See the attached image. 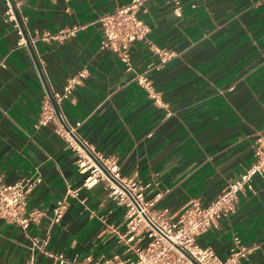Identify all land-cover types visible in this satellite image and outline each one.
<instances>
[{
  "label": "crops",
  "instance_id": "crops-1",
  "mask_svg": "<svg viewBox=\"0 0 264 264\" xmlns=\"http://www.w3.org/2000/svg\"><path fill=\"white\" fill-rule=\"evenodd\" d=\"M130 1L25 0L23 11L33 34L85 26L64 43H37L48 77L61 91L70 76L88 70L64 104L69 120L81 122V136L99 152L118 157L124 176L148 184V199L161 193L157 207L176 218L195 198L208 205L255 161L254 145L264 134V3L179 0V17L173 0H148L141 17L150 39L176 54L148 72L160 106L135 80L158 62L145 44L131 45L132 70L100 47L96 21ZM5 10L0 0V174L9 184L38 179L27 211L42 216L27 230L0 220V264H56L32 246L33 237L48 236V251L69 258L128 257L120 240L124 211L103 184L70 197L55 222L57 203L85 176L54 124L39 125L45 87ZM253 184L254 192L239 194L234 214L198 237L222 258L240 237L250 249L242 264H264V178Z\"/></svg>",
  "mask_w": 264,
  "mask_h": 264
},
{
  "label": "built area",
  "instance_id": "built-area-1",
  "mask_svg": "<svg viewBox=\"0 0 264 264\" xmlns=\"http://www.w3.org/2000/svg\"><path fill=\"white\" fill-rule=\"evenodd\" d=\"M2 1L6 4L5 17L13 23L19 36L18 47H26L29 50L45 87L39 125L54 124L55 133L72 150L79 172L85 176L80 186L69 187L66 197L57 203L55 222H60L64 217L70 197H78L83 189L103 184L109 198L124 211L125 232L120 235V240L126 243L125 252L129 256L94 258L89 255L85 258H69L63 253L48 251L49 236L44 240L33 237L32 246L53 257L56 264H242L250 249L243 244L240 237H233V246L226 258L219 256L212 248L202 246L198 237L216 226L222 217L234 214L239 194L254 192L253 179L264 178V134L255 142L254 163L239 179L228 182L208 205L195 198L173 218L167 208L157 207L161 193L154 199H148L149 185L137 178L124 176L118 157L99 152L81 136V122L72 123L69 120L64 104L72 97L77 86L87 78L88 70L83 68L70 76L61 91L54 88L48 77L46 64L37 43H64L76 37L85 26L66 27L55 33L33 34L23 11L25 0ZM147 1L131 0L113 12L102 15L96 22L100 24L103 32L101 49L116 54L128 70L133 69L131 45L134 43L145 44L158 57V62L151 64L146 72L137 74L135 80L147 91L149 97L161 106L160 94L153 87L148 72L162 69L176 54L159 47L150 39L151 27L141 17L142 13L148 12ZM173 2L176 15L182 16L180 1ZM262 2L264 3V0ZM0 66L5 67V63L2 62ZM37 181L39 180L27 178L9 184L0 174V220L23 230L40 220L41 212L27 211L28 195Z\"/></svg>",
  "mask_w": 264,
  "mask_h": 264
}]
</instances>
